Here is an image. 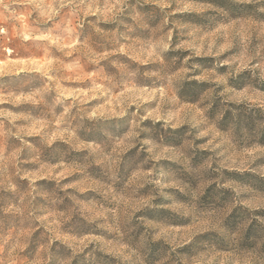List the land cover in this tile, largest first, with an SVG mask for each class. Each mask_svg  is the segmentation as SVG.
<instances>
[{
  "label": "clouds",
  "instance_id": "obj_1",
  "mask_svg": "<svg viewBox=\"0 0 264 264\" xmlns=\"http://www.w3.org/2000/svg\"><path fill=\"white\" fill-rule=\"evenodd\" d=\"M0 264H264V0H0Z\"/></svg>",
  "mask_w": 264,
  "mask_h": 264
},
{
  "label": "rangeland",
  "instance_id": "obj_2",
  "mask_svg": "<svg viewBox=\"0 0 264 264\" xmlns=\"http://www.w3.org/2000/svg\"><path fill=\"white\" fill-rule=\"evenodd\" d=\"M189 91H190L191 94H193V95L195 94V89L194 88L193 89H189Z\"/></svg>",
  "mask_w": 264,
  "mask_h": 264
}]
</instances>
